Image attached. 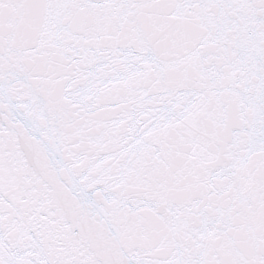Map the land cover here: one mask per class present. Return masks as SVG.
Returning <instances> with one entry per match:
<instances>
[{"label": "snow or ice", "instance_id": "obj_1", "mask_svg": "<svg viewBox=\"0 0 264 264\" xmlns=\"http://www.w3.org/2000/svg\"><path fill=\"white\" fill-rule=\"evenodd\" d=\"M0 264H264V0H0Z\"/></svg>", "mask_w": 264, "mask_h": 264}]
</instances>
